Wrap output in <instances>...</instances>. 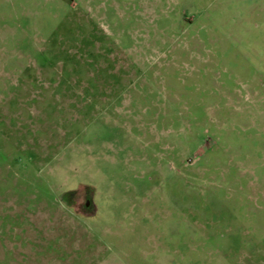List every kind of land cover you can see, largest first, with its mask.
Instances as JSON below:
<instances>
[{
    "label": "rangeland",
    "instance_id": "rangeland-1",
    "mask_svg": "<svg viewBox=\"0 0 264 264\" xmlns=\"http://www.w3.org/2000/svg\"><path fill=\"white\" fill-rule=\"evenodd\" d=\"M0 264H264V0H0Z\"/></svg>",
    "mask_w": 264,
    "mask_h": 264
},
{
    "label": "flooded vegetation",
    "instance_id": "flooded-vegetation-1",
    "mask_svg": "<svg viewBox=\"0 0 264 264\" xmlns=\"http://www.w3.org/2000/svg\"><path fill=\"white\" fill-rule=\"evenodd\" d=\"M86 203V202H85ZM86 205H87V203H86Z\"/></svg>",
    "mask_w": 264,
    "mask_h": 264
}]
</instances>
